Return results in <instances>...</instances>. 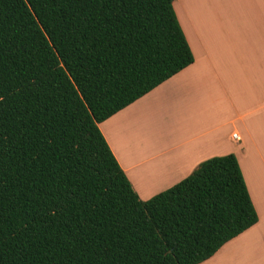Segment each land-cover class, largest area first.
Here are the masks:
<instances>
[{
	"label": "trees",
	"instance_id": "16d2710c",
	"mask_svg": "<svg viewBox=\"0 0 264 264\" xmlns=\"http://www.w3.org/2000/svg\"><path fill=\"white\" fill-rule=\"evenodd\" d=\"M174 0H0V264H199L258 222L234 153L143 200L99 123L194 62Z\"/></svg>",
	"mask_w": 264,
	"mask_h": 264
},
{
	"label": "crops",
	"instance_id": "0c3cea01",
	"mask_svg": "<svg viewBox=\"0 0 264 264\" xmlns=\"http://www.w3.org/2000/svg\"><path fill=\"white\" fill-rule=\"evenodd\" d=\"M173 6L194 62L99 128L143 200L234 153L259 219L199 264H264V0Z\"/></svg>",
	"mask_w": 264,
	"mask_h": 264
},
{
	"label": "rangeland",
	"instance_id": "374dc122",
	"mask_svg": "<svg viewBox=\"0 0 264 264\" xmlns=\"http://www.w3.org/2000/svg\"><path fill=\"white\" fill-rule=\"evenodd\" d=\"M237 263V262H236ZM239 263V262H238ZM233 264V263H232Z\"/></svg>",
	"mask_w": 264,
	"mask_h": 264
}]
</instances>
